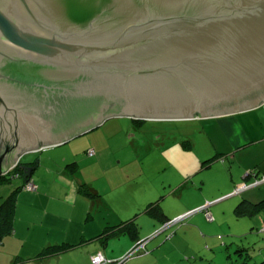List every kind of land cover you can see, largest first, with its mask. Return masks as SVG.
I'll use <instances>...</instances> for the list:
<instances>
[{"label": "water", "instance_id": "1", "mask_svg": "<svg viewBox=\"0 0 264 264\" xmlns=\"http://www.w3.org/2000/svg\"><path fill=\"white\" fill-rule=\"evenodd\" d=\"M263 105L264 0H0V178L110 120Z\"/></svg>", "mask_w": 264, "mask_h": 264}, {"label": "rangeland", "instance_id": "2", "mask_svg": "<svg viewBox=\"0 0 264 264\" xmlns=\"http://www.w3.org/2000/svg\"><path fill=\"white\" fill-rule=\"evenodd\" d=\"M256 117L255 112L242 114L236 118L239 123H234V127L233 124L217 121V118L189 121H138L140 122L138 124L133 120L120 118L114 120L121 127L120 133L106 136L99 128L67 144L25 155L20 162L41 161L36 177H44L45 166L58 171L66 164H74L77 168L75 170L77 179L95 182L103 192L108 190L109 180L112 181L118 187L114 193L115 196L118 193V202L120 203L121 200L126 206H122L123 202L119 206L117 201L112 199L107 212L101 209L111 224L119 226L128 221L127 218L135 210L134 204L153 202L158 205L162 214L169 215L170 222L182 217V221L171 227L169 231L160 232L161 234L158 235L160 240L167 242L165 234L178 231L190 221L199 226L200 238L189 233L185 237L180 236L173 245H164L159 251L162 260L180 258L183 260L181 264H259L264 260V206L250 217L236 218L233 210L243 198L233 206L231 202L223 200L215 207V211H210L214 221L208 222L203 211L185 213L194 203V199H190L187 192H184L181 198L179 193L175 192L176 185L182 181V177L177 172L161 168L157 173L140 175L142 165L150 166L148 163L150 161L158 162L160 166L168 161H176L185 166V169H191V165L195 162L204 163L216 153H226L233 144L230 138L233 136L228 134L230 136L228 137L227 132L233 133L232 130H236L241 133L238 125H242L246 132L255 134ZM89 150H94L95 156H87ZM218 175L228 181L229 175H226L219 166L213 170L197 173L194 179L197 182H200V179L208 181ZM139 180V186L136 188L135 182ZM143 182L154 183L155 192H153V184L148 185L146 195ZM21 183L22 180L18 178L1 183L0 200ZM207 188L204 190L206 195L209 193ZM258 201V203L263 202L264 197ZM105 207L107 208V205ZM181 212L184 214L172 218V215ZM145 220L149 221L148 218ZM148 255V252L137 253L127 263L133 264L137 259L142 261L147 259Z\"/></svg>", "mask_w": 264, "mask_h": 264}, {"label": "crops", "instance_id": "3", "mask_svg": "<svg viewBox=\"0 0 264 264\" xmlns=\"http://www.w3.org/2000/svg\"><path fill=\"white\" fill-rule=\"evenodd\" d=\"M251 112H255L257 116V132L255 134L249 131L246 132L242 125H238L241 133L236 130H232L233 133L227 132L228 137H230L228 134L233 136V138L230 137L233 141L230 150L226 153H216V155H219L218 158L207 166L195 162L191 165V169H185V166L183 167L176 161H168L163 166H160L158 162L150 161L148 162L150 166L142 165L140 175L143 176V173H157L161 168L177 172L182 177V181L176 185L175 192L179 193L180 198L184 195V192H187L189 198L194 199V203L185 213L189 211L198 213L199 209L209 205L207 212L210 213L212 221H214V218L210 211H215V207L219 205L220 201L231 202L232 206L240 198L246 199L245 201L250 203H258V200L264 197V182H260L258 185L253 184L264 179V105L242 114ZM242 114L221 117L216 120L233 124L234 127V123L238 122L236 118ZM114 120L107 121L100 127L106 136L121 132L120 125ZM96 157L98 158V155ZM35 162L37 163V161ZM32 163L34 162L21 164L24 167H29L26 165ZM40 164L41 161L34 168L30 180L36 190L28 191L23 188L17 193L11 233L4 237L0 244V264H91V257L96 254H101L107 264H115L137 243L144 240H148L145 247L149 253L148 258L142 261L137 259L133 264H139L140 262L147 264H181L183 260L180 258H165V261L162 260L159 257L161 248L166 244L173 245L176 239L179 240L180 236L182 238L189 233H193L200 238L199 226L190 221L187 226H181L182 223H180L181 228L178 231L175 230L170 234H165L167 242L160 240L158 235L169 231L170 228L163 230L165 223L160 222L159 216L155 212L153 213L156 216H152L151 213L147 212V208L149 205L154 204L153 202L133 205L135 210L127 219H133L138 228L137 236L134 239L127 234H117L115 230L118 225L111 224L101 210L107 212L112 199H115L119 206L123 202L121 200L120 203L118 202V193L117 196L114 194L118 187L112 181L109 180L108 190L103 192V189L95 182L77 179V176L75 177L77 168L76 166L72 167L71 163L64 165L58 171L45 166L43 167L44 177H36ZM216 166L222 168L225 174L229 175L228 181L221 175L208 181L200 179V182H197L194 179L197 173L213 170ZM29 168L31 169V167ZM194 170L197 172L194 173ZM28 174L30 175V171ZM138 183H140V180L135 182L136 188L139 186ZM22 184L23 180L20 186ZM152 184L153 192H155L154 183L147 184L143 182L146 195L148 185ZM81 185L99 195V199L91 200L80 193ZM212 185L214 188H212ZM242 185L248 188L235 194L236 188ZM206 187L209 191L207 195L204 192ZM9 194L10 192L7 196ZM1 202L2 200H0V204ZM122 206H126L124 202ZM182 213L174 214L172 218H177ZM163 215L170 221L168 214L164 213ZM145 218H148L149 221H146ZM103 235L107 236L103 237ZM57 246H74V248L57 255H41L45 249ZM129 260L123 264H132L127 263Z\"/></svg>", "mask_w": 264, "mask_h": 264}, {"label": "trees", "instance_id": "4", "mask_svg": "<svg viewBox=\"0 0 264 264\" xmlns=\"http://www.w3.org/2000/svg\"><path fill=\"white\" fill-rule=\"evenodd\" d=\"M135 123H140L138 121L133 120ZM216 155L207 162L202 163L203 166H207L212 161H214L216 158H218ZM22 164L19 163L18 166H16L13 170H11L6 176H3L0 178V184L4 182H9L12 178H20L23 180V184L20 187L15 188L13 191L10 192V194L5 197L1 204H0V244L4 237L9 235L12 230V223L14 219V212H15V202H16V196L17 193L21 191V189L24 188V186L30 182L32 172L34 171V168L36 167L37 163L34 162L32 164H27L26 166L31 167L30 169V175L28 172L23 171L19 166ZM72 167H75L74 164L71 165ZM79 192L89 197L91 200L99 199V195L95 194L94 192L90 191L89 189L85 188L84 185L80 186ZM264 206V201L261 203H250L245 200H241L236 207L233 210V214L236 218L241 217H250L253 214H255L260 207ZM147 212L153 216H156L153 212H155L160 219V222L166 223L168 222L167 218L160 212L157 204H151L147 208ZM117 231V234H127L131 238H135L137 236L138 228L135 224V221L133 219L128 220L126 222H123L121 225L118 226V228L115 230ZM106 237L107 235H103V237ZM74 248V246H57V247H50L45 249L41 255H57L63 252H66L67 250H70ZM40 255V256H41ZM259 264H264V260L261 261Z\"/></svg>", "mask_w": 264, "mask_h": 264}, {"label": "built area", "instance_id": "5", "mask_svg": "<svg viewBox=\"0 0 264 264\" xmlns=\"http://www.w3.org/2000/svg\"><path fill=\"white\" fill-rule=\"evenodd\" d=\"M87 155L89 157L93 156L94 155V151L93 150H89ZM260 182H264V179H262L261 181H256L253 185H258ZM247 188L248 187L245 186V185L238 186L234 193L235 194L240 193V192L246 190ZM24 189H26L28 191H35L36 190L35 186L31 182H28L24 186ZM208 206L209 205H205L204 207H202L198 211L205 212L206 219L208 221H212V217H211L210 213L207 212V207ZM181 218H178V219H175L174 221L166 223L162 229L164 230V229H168V228H171V227L175 226L180 221H182ZM147 242H148V240H144V241H141V242L137 243L122 259H120L115 264H123L125 261L129 260L130 258H132L137 253H145L146 254L147 251H146L145 247H146ZM91 264H107V261H105V259L102 257L101 254H96V255L91 257Z\"/></svg>", "mask_w": 264, "mask_h": 264}, {"label": "clouds", "instance_id": "6", "mask_svg": "<svg viewBox=\"0 0 264 264\" xmlns=\"http://www.w3.org/2000/svg\"><path fill=\"white\" fill-rule=\"evenodd\" d=\"M168 222H170V221H168ZM168 222H166V223H168ZM166 223H165V224H166Z\"/></svg>", "mask_w": 264, "mask_h": 264}]
</instances>
